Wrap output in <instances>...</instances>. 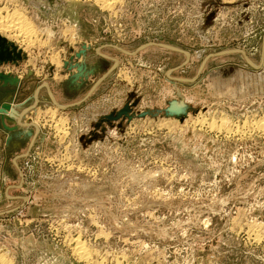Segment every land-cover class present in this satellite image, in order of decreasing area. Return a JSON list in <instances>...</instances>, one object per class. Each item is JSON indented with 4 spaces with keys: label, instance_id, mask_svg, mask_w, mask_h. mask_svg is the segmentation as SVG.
I'll return each mask as SVG.
<instances>
[{
    "label": "rangeland",
    "instance_id": "obj_1",
    "mask_svg": "<svg viewBox=\"0 0 264 264\" xmlns=\"http://www.w3.org/2000/svg\"><path fill=\"white\" fill-rule=\"evenodd\" d=\"M59 1L0 0V264H264V0Z\"/></svg>",
    "mask_w": 264,
    "mask_h": 264
},
{
    "label": "bare ground",
    "instance_id": "obj_2",
    "mask_svg": "<svg viewBox=\"0 0 264 264\" xmlns=\"http://www.w3.org/2000/svg\"><path fill=\"white\" fill-rule=\"evenodd\" d=\"M97 1V3L101 4V6H108L107 2H104V0H94ZM107 9V8H106ZM108 10V9H107ZM23 13V12H22ZM9 14V13H8ZM6 19V20H5ZM2 20V21H1ZM0 20V31H9V32H17V37L22 39L23 41H29L30 36H32L33 32L31 31V27L29 23L24 19V16H22L21 13H12L9 16H6L5 18H2ZM16 34V33H15ZM36 34V33H35ZM16 37V39H17ZM54 55V54H53ZM52 61V60H51ZM58 66V65H57ZM212 121V119H211ZM245 122V121H244ZM202 123V122H200ZM201 125V124H200ZM228 125V124H227ZM262 125V124H261ZM210 126V125H208ZM260 126V125H258ZM210 128V127H209ZM236 128V127H235ZM243 128V127H242ZM259 128V127H258ZM219 129V128H218ZM257 129V128H256ZM263 129V128H262ZM224 130V129H223ZM260 130V129H258ZM229 131V130H228ZM218 133V132H217ZM103 235V234H102ZM77 241V240H76ZM74 242V241H73ZM82 249V248H81ZM83 250V249H82ZM81 251V250H80ZM84 252V251H83ZM80 257L85 259V255L81 252L79 253ZM87 256V255H86ZM2 256H0V262L4 261L1 259ZM85 261V260H84Z\"/></svg>",
    "mask_w": 264,
    "mask_h": 264
},
{
    "label": "water",
    "instance_id": "obj_3",
    "mask_svg": "<svg viewBox=\"0 0 264 264\" xmlns=\"http://www.w3.org/2000/svg\"><path fill=\"white\" fill-rule=\"evenodd\" d=\"M50 5L53 4V2H58L60 3L59 0H47ZM47 11V10H46ZM15 59L20 60V55L19 53H16V50L14 46H11V50L9 47L6 46V41L2 38H0V63L4 62H13ZM3 81L7 80L5 78H1ZM10 109L9 106L3 105L2 108L0 109V113H6V111ZM174 110V109H173ZM20 124V122H18Z\"/></svg>",
    "mask_w": 264,
    "mask_h": 264
},
{
    "label": "crops",
    "instance_id": "obj_4",
    "mask_svg": "<svg viewBox=\"0 0 264 264\" xmlns=\"http://www.w3.org/2000/svg\"><path fill=\"white\" fill-rule=\"evenodd\" d=\"M93 62H96V60H93ZM8 123H10L8 126H11L13 123L12 122H8ZM7 135V134H6ZM2 136V135H1ZM2 174V173H1Z\"/></svg>",
    "mask_w": 264,
    "mask_h": 264
}]
</instances>
